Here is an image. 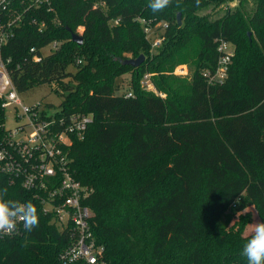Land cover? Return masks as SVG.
I'll list each match as a JSON object with an SVG mask.
<instances>
[{"label":"trees","instance_id":"trees-1","mask_svg":"<svg viewBox=\"0 0 264 264\" xmlns=\"http://www.w3.org/2000/svg\"><path fill=\"white\" fill-rule=\"evenodd\" d=\"M247 2L172 0L153 13L150 0H52L49 13L32 15L41 30L26 16L4 47L18 93L47 86L58 113L92 117L69 156L90 191L85 204L107 264H248L249 214L229 229L219 224L248 204L264 221V0L252 12ZM146 26L161 34L155 53ZM78 28L80 45L68 31ZM219 39L234 54L226 79L211 84L203 73L215 70ZM53 42L57 49L33 60L30 48ZM140 55L138 67L123 64ZM182 65L187 74L175 75ZM146 74L156 93L143 88ZM123 75L128 91L117 94ZM4 188L6 199L27 195ZM37 211L31 233L0 239V264H59L68 236Z\"/></svg>","mask_w":264,"mask_h":264},{"label":"built area","instance_id":"built-area-1","mask_svg":"<svg viewBox=\"0 0 264 264\" xmlns=\"http://www.w3.org/2000/svg\"><path fill=\"white\" fill-rule=\"evenodd\" d=\"M51 1L0 0V190L6 183L12 188H20L27 195L20 197L19 202L31 201L59 231L66 233L69 244L59 254V264H107L104 247L92 233L93 211L85 204L90 191L74 178L69 156L73 139H83L92 117L77 113L64 115L55 107H48L50 103L25 102L31 93H18L7 68L11 60L3 56L4 47L26 16L31 15L27 18L29 24L37 25L39 30L44 27V23L39 24L32 15L39 11L49 13ZM235 4H227L225 9H231ZM165 27L163 24L162 29ZM80 30L78 28V33ZM144 32L150 40L151 50L158 49L161 34L148 26L144 27ZM58 45L53 42L39 49L32 47L29 53L34 61H40ZM46 47L49 48L44 52ZM217 52L220 56L214 72L203 73L211 84L226 79L234 45L219 39ZM149 77L144 75L142 86L156 93ZM8 118L17 124L6 127ZM24 231L23 224L18 222L16 232L0 235V239L18 236Z\"/></svg>","mask_w":264,"mask_h":264},{"label":"clouds","instance_id":"clouds-1","mask_svg":"<svg viewBox=\"0 0 264 264\" xmlns=\"http://www.w3.org/2000/svg\"><path fill=\"white\" fill-rule=\"evenodd\" d=\"M171 3L172 0H150L148 7L156 13ZM7 192V188L0 190V235H12L17 231L18 222L31 233L39 226L37 207L31 201L6 199ZM241 255L247 258L248 264H264V221L252 225V234L243 245Z\"/></svg>","mask_w":264,"mask_h":264},{"label":"rangeland","instance_id":"rangeland-1","mask_svg":"<svg viewBox=\"0 0 264 264\" xmlns=\"http://www.w3.org/2000/svg\"><path fill=\"white\" fill-rule=\"evenodd\" d=\"M232 3V2H230ZM228 3V4H230ZM237 4V2H235ZM235 4V5H236ZM227 4L224 6L226 8ZM255 0H248L247 2V10L249 12H252L255 10ZM234 7V6H233ZM203 13H206L207 15L210 16V19L215 18V16H218L219 14L222 13H213L211 10H205ZM81 31V30H80ZM80 33V32H79ZM78 33V35H79ZM251 34V32H248ZM49 47H46L44 49V52L48 49ZM153 53H155L153 51ZM152 53V54H153ZM70 70H73V68H70ZM188 68L186 65L179 66L175 69V75L177 76H184L187 74ZM130 76L129 75H123L121 77L116 78V83L118 85V91L117 94H124L127 93L128 91V83H129ZM32 101H39L42 104L44 103H50L54 107H57L60 103V98L52 94L47 86H42L39 89H36L34 92H32L30 95H28V99L25 100V102H32ZM17 122H14L11 119H7L5 122L6 127H13L16 125ZM245 214H249L250 220L247 223L246 227L244 228L243 231V236L246 237L250 234H252V225L257 222H261V219L255 210L254 206L252 204H248L246 208L242 212H230L228 215H225L224 217L221 218L219 224L222 225L225 229H229L233 227V225L238 222L241 217Z\"/></svg>","mask_w":264,"mask_h":264},{"label":"water","instance_id":"water-1","mask_svg":"<svg viewBox=\"0 0 264 264\" xmlns=\"http://www.w3.org/2000/svg\"><path fill=\"white\" fill-rule=\"evenodd\" d=\"M176 18H177V22L180 23V14H177ZM68 31L70 32V35H71V41L80 45L82 43V37L76 33L71 32L70 30H68ZM248 36H250V33H248ZM143 59H144V57L142 55H140L136 59L124 60L123 64L129 65L131 67H138L142 63Z\"/></svg>","mask_w":264,"mask_h":264}]
</instances>
